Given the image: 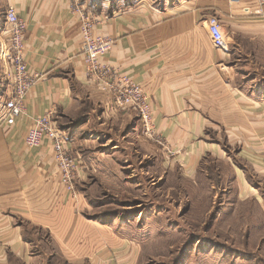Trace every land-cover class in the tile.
Segmentation results:
<instances>
[{
  "label": "crops",
  "instance_id": "crops-1",
  "mask_svg": "<svg viewBox=\"0 0 264 264\" xmlns=\"http://www.w3.org/2000/svg\"><path fill=\"white\" fill-rule=\"evenodd\" d=\"M79 5L78 0H0V264H144L133 238L118 237L100 217L92 193L101 186L85 182L88 189L77 185L76 194L69 193L50 141L35 149L25 144L34 119L49 112L67 134L87 103L103 112L109 128L137 115L117 109L110 90L87 76ZM11 6L28 23L27 61L44 74L13 122L4 117L12 93L5 20ZM211 15L220 20L225 48L213 45ZM95 19L96 32L115 41L103 64L130 75L157 109L159 141L146 136L138 141L143 155H160L157 172L163 188L173 193L171 203L187 205L189 224L197 232L204 227L206 239L219 225L228 231L244 224L240 245L230 235L219 251L205 246L200 264H264V4L181 0L158 8L137 2ZM100 128L80 126L70 142L74 153L91 160L96 155L93 176L103 181L118 174L112 166L101 169L100 155L120 151L100 153L80 136L103 133ZM112 140L123 144L115 135L107 139ZM76 174L84 178L81 165ZM156 191L164 192L161 186ZM161 197L155 198L156 220ZM158 224L156 233L162 229Z\"/></svg>",
  "mask_w": 264,
  "mask_h": 264
},
{
  "label": "rangeland",
  "instance_id": "rangeland-1",
  "mask_svg": "<svg viewBox=\"0 0 264 264\" xmlns=\"http://www.w3.org/2000/svg\"><path fill=\"white\" fill-rule=\"evenodd\" d=\"M180 1L78 0V3L83 7L85 13H89L93 17L97 15L108 17L113 12L123 10L137 2H146L152 7L170 8L176 3H180ZM94 107L93 104L88 103L83 105L79 114L73 120L74 126L71 134H67L56 120L59 128L67 136L71 155L80 160L79 166L81 165L85 171L84 178L78 176L75 181V194L77 185H80L82 189H88L87 186L83 187L85 182H89L87 185L96 183V185L101 186L98 187L97 192L92 193L95 196L93 197L94 206L100 207V217L107 227L115 228L118 237L131 236L133 238L132 245L139 247L140 251L143 252L144 264H184V262L200 264L205 257L203 254L205 246H210L209 252L214 249L219 251L223 242L229 239L230 235L236 237V242L239 245L241 244L239 229L244 224L234 225L228 231H225V228L219 225L216 235L206 239L203 236L204 227L201 228V232H197L189 224L187 205L183 206L180 202L171 203L173 193L163 188L166 183L160 178V172H157L160 171L158 166L159 159H161L160 155H143L142 153L144 150L141 148L138 139L145 138L146 135L138 113L133 110L135 115L137 114L133 120L122 126L114 125L109 128L110 124L103 122L106 119L103 112L98 111L97 108L95 110ZM120 110L123 111V109ZM89 123H99L101 127H104L100 128L103 129V133L84 131L80 135L82 138L90 140L93 149L96 147L95 150L106 154H112L113 149L120 151L119 155H100L105 159L102 160L104 164L99 165L101 169L115 167L117 176L106 177L102 181L93 176L97 173V164L99 163L95 160L96 155H91L92 162L88 156L74 153L70 142L71 135L78 127L86 126ZM112 135H115L116 139H121L123 144L116 140L107 141ZM127 151L130 152V155H123ZM111 186H116V189L111 188ZM159 186L164 192L156 191ZM122 187L125 191L128 189L130 191L117 190ZM160 194H162L160 198L161 207L158 208L160 217L156 220L157 206L155 198ZM157 224L162 228L158 230V233L155 231L157 230ZM168 231L170 232L168 233ZM157 234H162L167 238L159 237L158 239ZM209 248L206 247V249Z\"/></svg>",
  "mask_w": 264,
  "mask_h": 264
},
{
  "label": "built area",
  "instance_id": "built-area-1",
  "mask_svg": "<svg viewBox=\"0 0 264 264\" xmlns=\"http://www.w3.org/2000/svg\"><path fill=\"white\" fill-rule=\"evenodd\" d=\"M259 2L264 4V0H259ZM75 13L80 22L83 61L87 76L91 80L96 79L102 89L110 90L114 106L117 109L127 111L131 109L138 113L145 135L151 140L159 141L156 127L157 109L142 87L130 75L111 71L103 64L104 57L114 45V39L96 32L95 17L85 13L81 5L75 7ZM5 17L10 27L6 54L10 62L12 93L4 103V117L6 121L13 122L23 113L29 91L44 77V74L34 71L27 61V20L20 17L12 6L6 11ZM208 27L213 45L216 48H225L227 44L217 16L211 15L208 18ZM45 140L52 144L53 157L61 172L63 183L69 192L75 194L79 162L71 155L67 136L57 125L53 112L34 119L33 125L26 134L25 144L29 148H37Z\"/></svg>",
  "mask_w": 264,
  "mask_h": 264
}]
</instances>
